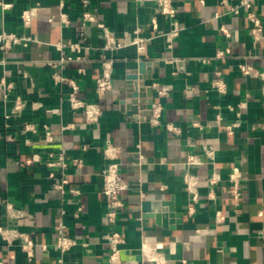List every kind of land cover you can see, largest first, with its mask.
<instances>
[{
  "label": "crops",
  "instance_id": "0c3cea01",
  "mask_svg": "<svg viewBox=\"0 0 264 264\" xmlns=\"http://www.w3.org/2000/svg\"><path fill=\"white\" fill-rule=\"evenodd\" d=\"M3 1L10 6L0 8V32L31 35L35 41L6 53L0 49V198L21 214L15 217L0 202V226L28 234L34 256L28 259L19 239L0 235V264H115L109 260L113 230L123 238L120 257L132 264H264V96L261 80L243 75L238 66L248 60L264 70V30L254 42L245 11L229 12L238 0H174L182 30L171 46L161 35L170 20L154 2ZM31 7L36 15L24 27L21 13ZM86 9L123 44L106 52L115 60L113 87L102 96L95 81L104 40L99 28L82 24ZM252 9L264 20V0H254ZM62 12L69 24L60 21ZM135 36L144 38L142 50L130 45ZM219 50H227V56L217 57ZM141 61L149 77L139 79V86L150 89L133 97L129 77ZM56 72L78 83V98L100 108L97 121L89 122L83 109L72 110L71 86L58 82ZM216 72L226 83L225 93L212 87ZM2 80L11 84L8 94ZM17 98L23 103L19 112ZM155 101L163 105L156 126L148 121ZM169 122L177 133L167 130ZM27 124L32 128L25 130ZM108 144L121 150L124 183V206L115 222L107 218L101 193ZM210 148L212 158L206 153ZM62 151L68 183L59 191L51 188L53 170L42 162ZM193 153L199 163L189 166L186 159ZM75 158H81V166L73 165ZM234 169L240 173L238 199L230 180ZM186 173L196 179L194 191ZM213 174L217 179L211 185ZM144 199L172 201L173 223L158 225L137 213ZM60 224L77 240L66 252L54 246Z\"/></svg>",
  "mask_w": 264,
  "mask_h": 264
},
{
  "label": "built area",
  "instance_id": "2783aa9c",
  "mask_svg": "<svg viewBox=\"0 0 264 264\" xmlns=\"http://www.w3.org/2000/svg\"><path fill=\"white\" fill-rule=\"evenodd\" d=\"M140 2H154L156 4V8L158 13L165 16L168 20H170L171 27L170 29L163 31L161 35L165 38L167 44L171 46L173 40L179 36L182 28L180 25L179 20L176 18L177 8L175 6L174 0H137ZM254 0H238L235 3L230 4L229 12L234 15H239L242 10L245 11L246 19L250 24V32L253 36L254 42L261 40L262 32L264 30V20L252 9ZM223 3L228 4V0H223ZM36 5H39L37 2ZM10 6L9 3L0 0V8L5 9ZM36 15V8H26L21 13V21L24 27H29L31 22ZM219 15L216 14V17ZM52 20V18H51ZM60 21L64 24H69V18L65 13L60 14ZM155 21V18H153ZM82 24L84 26L87 25H94L101 30L102 38L104 40L102 46V52L100 54L101 60V73L96 78L95 81V90L98 96L104 95L106 92L110 91L113 87V72H114V62L115 60L112 57H109L106 52L113 51L115 49L121 48L123 44L118 41L117 37L113 33V31L109 28V26L102 21H98L94 14L86 9L82 13ZM223 32L226 35H229L226 28L222 27ZM35 41L31 35H23L17 34L14 32H0V49L2 52L6 53L7 51L13 49L16 46H29L32 42ZM143 41L144 38L140 36H135L130 45H135L137 49H143ZM74 49L79 48L78 44L73 46ZM227 50H219L216 53L217 57H226ZM71 57L68 56L67 58H62L60 61L52 62L53 67H57L59 63L64 62L66 60H70ZM2 63L5 62L4 59L1 60ZM239 69L241 73L245 76L250 77H258L261 80V91L264 96V70H259L256 68L251 62L248 60H243L239 64ZM55 79L58 82L68 83L71 86V93L68 96V101L72 110H79L83 109L87 112V120L89 122H95L98 120V117L101 113L100 108L91 102H87L83 99L77 97V92L79 90L78 83L69 77H66L59 72L54 74ZM3 86L8 94L11 89V84H7L2 80ZM212 87L217 90L219 93L226 92V83L221 78L220 72L215 73V77L212 81ZM23 103L20 98L16 99V104L14 110L19 112L22 109ZM151 115L148 119L149 123L156 126L161 123V116L163 112V105L160 101H155L151 104ZM10 114H6L5 117L9 118ZM219 118V115H218ZM195 126L201 127L199 122L193 123ZM238 124V121L233 123V125ZM8 127V126H6ZM32 125H25V130L31 129ZM166 128L169 132L177 133L178 128L172 124L167 123ZM53 139L51 134H47L46 140L51 141ZM84 148H86L84 146ZM207 155L212 158L213 150L206 149ZM121 155V150L118 146L113 144H108L103 150V156L108 160V164L106 170L102 176V183H101V193L103 195L106 208H107V218L110 222H115L117 214L119 210L124 206V201L121 197V192L124 188L123 180L119 174V159ZM33 159L36 162H42L40 155L38 153L33 154ZM49 170H53L50 173L52 178L51 188L53 190L64 191L65 185L68 183V180L65 178L66 169L68 167V162L65 159L64 152L62 151L58 155H54L50 153L48 158L42 162ZM73 165L81 166L82 160L81 158H75L72 160ZM199 163L198 156L196 154H189L186 159V164L189 166L196 165ZM55 171V172H54ZM216 174H213L209 178V182L213 185L216 182ZM184 180L188 186L190 191L195 190L196 179L193 175L186 173L184 175ZM230 180L233 184V193L235 199H238L241 195V191L239 188L240 182V173L237 169H234L233 172L230 174ZM71 191L73 193H79V190L76 188H72ZM0 202H3L6 209L11 212L12 215L15 217H19L20 211L16 210L12 203L7 202L6 200H2L0 198ZM64 224H60L58 227L57 236L54 242V246L60 252H66L71 249L73 246L77 244V240L74 237L68 236L64 231ZM0 235L6 241H11L13 239H19L21 241L22 250L25 252L26 256L30 261L33 260L34 256V243L31 237L23 232H20L14 228L7 227V226H0ZM110 244L111 250L109 253V260L114 262L115 264H132L131 262L124 261L120 257V243L123 241L121 234L113 230L110 233ZM135 264V263H133Z\"/></svg>",
  "mask_w": 264,
  "mask_h": 264
},
{
  "label": "water",
  "instance_id": "95a60500",
  "mask_svg": "<svg viewBox=\"0 0 264 264\" xmlns=\"http://www.w3.org/2000/svg\"><path fill=\"white\" fill-rule=\"evenodd\" d=\"M147 71V63L144 61H141L138 65V70L137 74L136 72L134 73V76L129 77L131 79V84L134 87V91L132 96L137 97L139 94L137 91H143L144 89L146 91H149L150 88H145L143 85L139 86V79H145L149 77L148 74H146ZM152 100H145L141 101V103L144 105V103L151 102ZM143 107V106H142ZM133 159H136V156L133 157ZM168 206V207H166ZM174 205L171 202H164V201H159V200H141L139 207L136 208L137 213H142L143 217H150L154 218L155 222L158 225L162 226H167V221L170 223H173V216L174 214ZM178 219L176 220L177 222H180V214H176ZM170 219V220H169Z\"/></svg>",
  "mask_w": 264,
  "mask_h": 264
}]
</instances>
